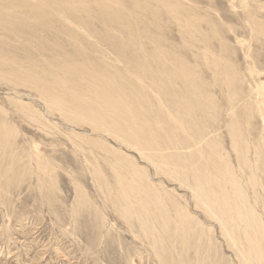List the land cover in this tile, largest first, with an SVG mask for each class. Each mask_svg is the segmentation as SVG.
Wrapping results in <instances>:
<instances>
[{
  "label": "rangeland",
  "instance_id": "rangeland-1",
  "mask_svg": "<svg viewBox=\"0 0 264 264\" xmlns=\"http://www.w3.org/2000/svg\"><path fill=\"white\" fill-rule=\"evenodd\" d=\"M14 1L0 0V264H244L258 248L264 262V0ZM27 24L44 27L30 44L6 32ZM173 116L188 129L179 139ZM126 127L157 166L125 144ZM197 170L228 200L238 182L239 211L214 202L227 228L194 210ZM174 202L209 225L182 228L190 242L143 237L146 210L181 227Z\"/></svg>",
  "mask_w": 264,
  "mask_h": 264
},
{
  "label": "bare ground",
  "instance_id": "bare-ground-1",
  "mask_svg": "<svg viewBox=\"0 0 264 264\" xmlns=\"http://www.w3.org/2000/svg\"><path fill=\"white\" fill-rule=\"evenodd\" d=\"M10 3H11V7L12 8H16L17 6H18V4L14 1V0H10ZM48 3L50 4L49 6H51V7H53L54 8V5H53V3H50L49 1H48ZM72 3V2H71ZM25 6H26V3H23ZM58 7V6H57ZM60 7V6H59ZM55 9V8H54ZM59 9V8H58ZM55 11V10H54ZM59 11L60 12H58V13H62L63 11L62 10H60L59 9ZM5 12H7V11H4V12H2V13H5ZM46 13H47V15H49V13H50V10H46L45 11ZM56 11H55V14L57 15V17L58 16H61V19L63 20V22H64V19L66 20H70L71 21V23H72V25H77V22L78 21H76V18H74L73 16H66V14H67V12L65 13V15H59L58 13H57ZM71 14H73V13H71ZM40 15H42V12L40 13ZM75 17H76V15L75 14H73ZM64 17V18H63ZM176 19L178 20V17H176ZM57 20V19H56ZM55 20V21H56ZM48 26H50V25H53V24H58V27H55L54 26V29H56V32H55V36H57V35H59L60 33H65V30H66V27L64 26V25H62L61 23H60V21H57V23H54L55 21L52 19V18H49L48 17ZM22 22H24V21H22L21 19H16V20H14V22H12V23H22ZM44 25H45V23L44 22H42ZM41 23V24H42ZM64 24H65V22H64ZM41 26V25H40ZM42 27V26H41ZM38 27V26H35V25H32V24H27V25H25L24 27H21V26H18V27H12L11 28V30H7L6 32H9V34H11L13 37H16V38H18V40H20L21 38H25L26 40H29V43L28 44H30V42L31 41H33V38L38 34V32H39V30L40 29H42V28H44V27ZM69 29H71V28H68V30ZM45 33V32H44ZM68 33H71V32H69L68 31ZM101 36V35H100ZM28 42V41H27ZM47 45H45V44H38V47H39V51L40 52H43L44 50H46L47 49V47H46ZM85 72V71H84ZM101 73V72H100ZM181 73L184 75L185 73H186V71H183V70H181ZM5 79V78H4ZM189 81V84H190V80H189V78H187V82ZM40 87V86H39ZM42 89H44V88H42ZM161 89H163L162 87H161ZM164 90V89H163ZM202 90V89H201ZM44 91V90H43ZM46 92V91H45ZM154 92V91H153ZM170 92V91H169ZM58 94V93H57ZM172 95V94H171ZM201 95V94H200ZM42 98V97H41ZM182 98V97H181ZM185 98V97H184ZM185 100V99H184ZM186 100H187V98H186ZM208 100V99H207ZM181 102H182V100H181ZM186 102V101H185ZM191 102V101H190ZM110 104H111V102H109ZM53 104V103H52ZM88 104V103H87ZM181 104H184V103H180V105ZM101 105V104H100ZM176 105H179L178 103L176 104ZM183 106V105H182ZM110 108H111V106H109ZM109 107H108V109H109ZM96 108H98V107H96ZM112 109V108H111ZM127 109V108H126ZM70 114V113H69ZM79 115H80V113H78ZM82 114V113H81ZM186 115H187V113H185ZM88 115H90V114H88ZM87 115V116H88ZM85 116V115H84ZM86 116V117H87ZM92 116V115H91ZM85 117V118H86ZM88 117H90V116H88ZM82 118V117H81ZM91 118V117H90ZM93 118V117H92ZM106 118V117H105ZM189 118V117H188ZM68 119V118H67ZM95 120V119H94ZM93 120V121H94ZM108 120V119H107ZM100 123H102L103 122V120L102 119H100ZM117 121V120H116ZM171 121H172V126H170L169 124H167V126L168 127H171V130H172V132H170V134L171 135H173V136H175L174 138L176 139V138H178L179 139V136H178V134L179 133H186V132H188L187 130L188 129H186V128H184V123H182V121H180V119H178L177 118V116H173L172 118H171ZM113 122V121H112ZM184 122V121H183ZM95 123V122H94ZM109 123H110V121H109ZM97 124H98V122H97ZM100 125V124H99ZM103 125V124H102ZM101 125V126H102ZM233 125V124H232ZM236 125V124H235ZM105 126V125H104ZM113 126H114V124H113ZM109 127V126H108ZM75 128V127H74ZM236 128V127H235ZM113 129V128H112ZM108 130V129H107ZM102 131V130H101ZM110 131V130H109ZM129 131V132H128ZM234 131V130H233ZM110 132H112V131H110ZM122 133H123V135H124V137H127L128 139H126V140H128V141H126V143L125 144H129L130 146H132V148H133V150H135V149H141L143 146H149V144L148 143H145V142H141L140 140H143L142 139V137H144L145 135H142V136H138V133H136V132H134V133H132V132H130V128H128V127H126L123 131H122ZM234 133V132H233ZM110 134V133H109ZM115 134H117V133H115ZM187 134V133H186ZM118 135V134H117ZM234 135V134H233ZM232 135V136H233ZM110 136V135H109ZM168 136V135H167ZM170 136V135H169ZM234 137V140L235 141H233L232 142V145H233V148L235 149V150H239V148H240V150L241 151H243L244 152V150L245 149H249V146H247L246 145V143L242 140V138L243 137H239V131L237 132V137H236V135H234L233 136ZM122 138V137H121ZM172 138V137H171ZM123 139V138H122ZM151 139V141H152V143H154V142H156L155 140L156 139H153V138H150ZM140 141V142H139ZM158 141V140H157ZM159 142V141H158ZM260 143V142H259ZM178 144V143H177ZM159 145H160V142H159ZM174 146H176V145H174ZM125 147V146H124ZM102 149V148H101ZM140 150H135L134 152H137L138 154H139V156H140V158H142L143 156L145 157L146 155H145V153L143 152V150L142 151H140ZM115 154V153H114ZM148 156V155H147ZM143 157V158H144ZM139 158V159H140ZM146 158V160L148 161V163L150 164V166L152 165V166H157V163L155 162L156 160H152L151 158H147V157H145ZM144 158V159H145ZM246 158V157H245ZM212 159V158H211ZM147 163V162H146ZM198 164V163H197ZM126 165V164H125ZM151 166V167H152ZM160 167V166H159ZM198 167H200V166H198ZM158 168V167H157ZM201 168V167H200ZM123 169V168H122ZM144 169L145 168H138V167H130L129 168V170H127L126 169V171H128V173H130L133 177H135L137 180H138V182H136V181H133L132 180V183H135V186L136 187H138V186H140V185H144L145 184V175H144ZM156 169V168H155ZM46 172V171H45ZM117 173H118V169H117ZM166 173V172H165ZM119 175V174H118ZM231 175V174H230ZM217 177H219L218 175H217ZM11 178V177H10ZM193 179L195 180V182H196V185H195V193H196V195H197V199H196V204H195V202H193L192 204L194 205V210H197V212H200V207L202 206L205 210L203 211V214H208L209 216H211V215H213L215 218H217L223 225H220V224H218L219 226H220V229L222 230V228L224 227V228H227L226 227V223H225V221L223 222V220H222V218L218 215V213L216 212V211H213V209H215L214 208V202L215 203H219V202H223V207H227V206H230L231 207V209H232V211L235 213V211H237L238 209L237 208H241L242 206L240 205H238L236 202H235V199H236V197H239L240 198V195H239V190L238 189H236L237 188V186L236 185H238V182L236 181L235 182V185H234V183L232 184V186H231V188H232V192H233V194L235 195V199H232V200H228L227 199V197L225 196V192L226 191H220V192H218L217 191V188L216 189H213V187H212V181L210 182V180L207 178V176H205L204 177V174H203V172L201 171V170H197L196 171V173L193 175ZM213 180V182L214 183H216L218 180L215 178H213L212 179ZM132 183H128V182H125V181H122V180H118V185H117V187L118 188H122V184H124L125 186H126V188H128V189H131V190H133V184ZM231 183H232V181H231ZM193 190V189H192ZM124 193H127V192H124ZM109 194H110V197H112V193L109 191ZM130 197H131V192H129V198H128V200H129V202L127 203V204H129L130 203ZM217 201V202H216ZM125 202V201H124ZM175 203V202H174ZM241 203V202H240ZM125 204V208H123V207H119V208H121V210L126 214V215H128L129 216V218L130 219H134V216H133V214H132V212L133 211H135V209H133V208H131V209H129L128 208V205H126V203H124ZM176 204V203H175ZM251 204V203H250ZM227 205V206H226ZM251 205H253V204H251ZM205 206V207H204ZM254 206V205H253ZM176 207H177V210H174V213H175V218L178 216L179 217V219H182V223H181V227H180V225L179 224H174V218H172V216H171V213L169 212V214L167 213H165L166 214V216L165 217H162V220L161 221H157V218H156V216L157 215H159L160 214V216L163 214V212H157V213H154V212H151V211H148V210H146L145 212H144V215H141L140 213H139V218L137 219V221H136V223L137 224H139V226H140V228H141V231H142V235H143V237H145V238H147L148 240H155V241H158L159 242V245L161 244V242H163L164 240H165V235H167V234H169L170 233V235H174V232L176 233L177 231H178V234H179V236H181V235H183L182 236V239L184 240V241H187V242H190V235H189V237H187V236H185V234L184 233H181V231H182V228H185V229H187L189 232L188 233H190L191 235L192 234H196V232L198 233V232H200V230L198 229V227H201V226H203V225H209L207 222H204V220L202 219V217H201V215H200V213H196V214H191V212H190V214L188 213V211L187 210H181V206L180 205H177L176 204ZM230 207H228V208H230ZM250 207H252V206H250ZM254 208V207H253ZM227 209V208H226ZM252 209V208H251ZM255 209V208H254ZM216 210V209H215ZM230 210V209H229ZM240 210V209H239ZM238 210V211H239ZM160 211V210H159ZM220 211V210H219ZM225 211V210H224ZM247 211V210H246ZM223 212V211H222ZM221 212V213H222ZM224 213V212H223ZM249 213V212H248ZM252 213V212H251ZM250 213V214H251ZM164 214V215H165ZM211 214V215H210ZM225 214V213H224ZM245 214V213H244ZM247 214V213H246ZM253 214V213H252ZM233 216L234 215H236V214H232ZM231 215V216H232ZM227 216V215H226ZM237 216V215H236ZM235 216V217H236ZM246 216H248V215H246ZM246 216L244 215V217L245 218H243V219H247L246 218ZM212 217V216H211ZM201 218V219H200ZM227 218V217H226ZM225 218V219H226ZM230 218V217H229ZM239 218V217H238ZM238 218H236L235 219V221H237V219ZM242 218V217H241ZM102 219V218H101ZM212 219H214V218H212ZM232 220H234L233 218H231ZM242 219V220H243ZM250 219V218H249ZM103 220V219H102ZM191 220L193 221V223H192V225L190 224L191 223ZM203 220V221H202ZM231 221V220H230ZM234 221V222H235ZM254 221V220H253ZM218 222V221H217ZM240 222V221H239ZM255 223V222H254ZM253 223V224H254ZM197 226H196V225ZM243 224V223H242ZM251 224V223H250ZM256 224V223H255ZM173 225H174V228H173ZM225 225V226H224ZM232 225H234V224H232ZM241 226V225H240ZM249 227V226H248ZM251 228V227H250ZM249 228V229H250ZM174 229H175V231H174ZM184 229V230H185ZM236 229H237V227H236ZM183 230V231H184ZM241 230H242V227H241ZM254 230V229H253ZM206 231V230H205ZM234 231V230H233ZM239 231H240V229H239ZM244 231V230H243ZM246 231V230H245ZM187 232V231H186ZM213 232V231H212ZM241 232V231H240ZM247 233H248V231H246ZM260 232V231H259ZM233 232H231V234H232ZM235 233V232H234ZM242 233V232H241ZM247 233H245L246 235H247ZM251 233H252V231H251ZM257 234V233H256ZM259 234V233H258ZM236 235V234H235ZM248 235H250V234H248ZM260 235H262V234H260ZM193 236V235H192ZM237 236V235H236ZM242 236V235H241ZM251 236H253L254 237V235H253V233H252V235ZM262 236H264V235H262ZM187 237V238H186ZM209 237V236H208ZM238 237V236H237ZM252 237V238H253ZM226 238V237H225ZM236 238V237H235ZM247 238V240L250 238V237H246ZM211 239V238H210ZM227 239V238H226ZM224 239L225 240V243L227 244V246H228V241H229V239ZM264 239V238H263ZM208 240V239H207ZM231 240H233V237H232V239ZM239 240V239H238ZM249 242L250 243H253L254 241H252L251 239L249 240ZM260 242V241H259ZM262 242H263V240H262ZM255 243H257V242H255ZM249 244V243H248ZM159 245H158V247H159ZM241 245V244H240ZM250 245V244H249ZM154 247H155V245H153ZM246 246V245H245ZM252 246V245H251ZM158 247H156L157 249H158ZM255 247V246H254ZM257 247V246H256ZM164 248V247H163ZM232 248H234V249H239L240 247L238 246V244H234V246L232 247ZM247 248H248V246H247ZM243 249V248H242ZM209 250V249H208ZM250 251L252 250V249H249ZM254 250V249H253ZM157 251H160V248H159V250H157ZM239 251H240V249H239ZM243 251V250H242ZM242 251H241V253H242ZM256 250H254V252H255ZM209 252V251H208ZM252 252V251H251ZM247 253V252H246ZM245 253V251H244V253L242 254V257H243V263L244 264H251V261H253V260H256L254 263L255 264H264V262L260 259L259 260V255H258V253H259V248L257 249V251H256V256L254 257V258H252V259H250L248 256H247V254ZM161 255V254H160ZM253 255V254H252ZM254 255H255V253H254ZM178 257H181L182 258V256H181V254H179L178 255ZM184 258V257H183ZM235 258V257H234ZM208 259V258H207ZM241 260H242V258H241ZM241 260H240V262H241ZM264 260V259H263ZM173 261V260H172Z\"/></svg>",
  "mask_w": 264,
  "mask_h": 264
}]
</instances>
